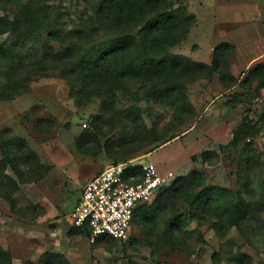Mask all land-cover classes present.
I'll return each instance as SVG.
<instances>
[{
    "label": "rangeland",
    "instance_id": "1",
    "mask_svg": "<svg viewBox=\"0 0 264 264\" xmlns=\"http://www.w3.org/2000/svg\"><path fill=\"white\" fill-rule=\"evenodd\" d=\"M25 1L10 3L0 14L15 16ZM171 1L184 4L194 17L186 34L174 41L169 51L187 60L211 63L215 45L227 41L234 46L235 52L227 61L237 82L226 88L217 73L210 77L186 75L182 94L190 109L180 111L172 103L174 95H149L150 86L142 81L123 86L116 92L117 113L120 116L127 106L138 105L142 120V125H134L138 128L128 122L111 129V120L103 112L99 97L77 105L70 96L71 86L59 69L38 75L29 83V91L0 99V135L9 133L23 138L39 163L49 165L42 177L20 182L14 193L16 205L33 209L35 215H20L0 196V246L9 251L14 264H40L45 252L62 254L69 264H240L241 252L249 256L247 264H264V228L248 224L241 230L231 225L224 236H219L213 229V218L206 212L191 216L190 205L183 200L176 204L182 228L196 229L183 248L166 239L159 241L166 231L165 218L169 213L159 215L150 232L137 209L130 234L124 240L91 241L71 229V210L83 186L94 173L112 163L111 153L121 148L128 151L124 158L141 156L163 174L172 171L171 183L175 177L198 170L203 174V184L196 187L197 191L204 185H216L229 191L234 200L239 196L264 197V86L256 81L242 84L250 68L244 65L246 59L243 65L237 63V45L232 40H248L255 35L253 25L263 27L264 0ZM45 2L53 10L65 11L61 23L73 34L81 26L80 15L88 19L92 12L85 0ZM48 31L45 29L43 34ZM88 36L95 40L93 34ZM7 37L10 38L8 32L0 34V41ZM97 38L104 40L105 35L99 31ZM246 39L242 45L245 55L264 44L263 39L254 44ZM21 43L18 40L27 56L40 49V43L30 48L28 39ZM138 53L141 59L144 55L141 50ZM97 115L100 119L93 124ZM245 116L253 119L258 128L254 136L240 143L257 155L256 165L248 172L241 168L239 149L228 145ZM86 132L90 134L85 135ZM205 151L216 154H204ZM6 172L18 180L12 167L8 166ZM155 201L153 196L151 202ZM156 245L159 246L154 249Z\"/></svg>",
    "mask_w": 264,
    "mask_h": 264
},
{
    "label": "trees",
    "instance_id": "2",
    "mask_svg": "<svg viewBox=\"0 0 264 264\" xmlns=\"http://www.w3.org/2000/svg\"><path fill=\"white\" fill-rule=\"evenodd\" d=\"M19 1L0 0V10L4 11L10 3L18 4ZM85 1L91 5L92 12L88 14V19L80 15L81 26L74 34L73 30L61 23L65 11L58 8L53 10L45 0L25 1L13 17L6 13L0 14V34H10L9 39L7 37L0 41V99H11L29 91V83L38 75L59 69L69 82L70 96L77 105L88 104L94 96L101 99L103 112L108 114L112 129L119 123L123 126L128 122L133 126L142 125L141 108L136 104L127 106L120 116L117 113L116 92L123 86L142 81L150 86L149 95H174L172 103L180 111L190 109V103L182 94L186 75L210 77L217 73L226 88L237 82V78L229 72L227 61L228 56L235 52L234 46L227 41L215 45L211 63L187 60L169 51L170 45L184 36L193 22L194 15L187 12L184 4L175 5L171 0ZM45 29L49 30L46 35L43 34ZM99 31L105 35L104 40L97 38ZM90 34L95 36L94 41L88 36ZM26 39L30 41V48L40 43V49L29 56L23 54L18 44V40L25 43ZM87 40L91 42L89 45H85ZM140 50L144 55L141 59L137 57ZM253 81L264 86L263 62L249 69L242 84L250 85ZM98 116L94 117L93 124L100 119ZM257 131L254 120L245 116L228 143L239 149L241 168L246 172L256 165L257 155L251 147L241 146L240 143L254 136ZM0 150V196L20 215H35L33 209L16 205L14 193L20 188V182L37 181L49 165L40 164L25 140L13 134L0 135ZM127 152L122 148L116 153L110 152L113 162L128 159L124 158ZM206 153L216 154L214 151ZM21 165L24 167L21 168ZM8 166L13 168L18 180L6 172ZM202 175L200 171L194 170L175 177L169 186L161 185L155 191L154 204L150 199L136 207L135 212L140 209L142 224L150 232L154 231L158 216L169 213L165 218L166 231L159 241L166 239L172 245L183 248L188 245V237L196 230H183L181 212L176 205L179 200L190 205L191 216L197 212L196 215L201 216L202 212H206L212 217L213 229L219 236H224L231 225L241 230L248 224L264 228V197L239 196L234 200L229 191L216 185H204L197 191L196 187L203 184ZM71 229L74 233L86 237L89 235L85 226L71 225ZM113 239L116 238L102 236L97 241ZM159 245L154 246V249ZM239 255L240 264L249 262L248 255L241 252ZM0 264H14L9 251L1 246ZM40 264L69 263L62 254L45 252Z\"/></svg>",
    "mask_w": 264,
    "mask_h": 264
},
{
    "label": "built area",
    "instance_id": "3",
    "mask_svg": "<svg viewBox=\"0 0 264 264\" xmlns=\"http://www.w3.org/2000/svg\"><path fill=\"white\" fill-rule=\"evenodd\" d=\"M140 157L109 163L83 186L71 210V225L87 227L91 241L126 239L138 204L152 199L159 186L170 185L172 171L163 174Z\"/></svg>",
    "mask_w": 264,
    "mask_h": 264
},
{
    "label": "crops",
    "instance_id": "4",
    "mask_svg": "<svg viewBox=\"0 0 264 264\" xmlns=\"http://www.w3.org/2000/svg\"><path fill=\"white\" fill-rule=\"evenodd\" d=\"M252 28L254 29V32H255L254 34L255 35L254 36L252 35V37H249L248 40L245 38L247 40V42L249 41V43H253L254 44L256 42L258 43L259 40H261V39L264 40V25H263V27H260L257 24H255V25H253ZM261 33H262V35H261L262 37L258 38L257 35L259 36V34H261ZM232 40L237 45V51H238L237 63L243 65L245 63V59H246V64H244V65H247V67H249V68H251L253 65H255V64L259 63V62H263L264 63V44L261 45L260 47H258L257 49H255V51L252 52L251 54L248 53V54L245 55V53H243V49H242L243 48L242 45L244 43L243 42L244 41L243 38L242 39L241 38L240 39L236 38V39H232ZM101 170H99V171H101ZM99 171L94 173L92 176L97 174ZM152 200H153V198L151 199V201Z\"/></svg>",
    "mask_w": 264,
    "mask_h": 264
}]
</instances>
